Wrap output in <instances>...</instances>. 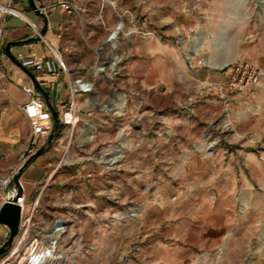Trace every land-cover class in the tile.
I'll return each instance as SVG.
<instances>
[{
	"label": "crops",
	"instance_id": "1",
	"mask_svg": "<svg viewBox=\"0 0 264 264\" xmlns=\"http://www.w3.org/2000/svg\"><path fill=\"white\" fill-rule=\"evenodd\" d=\"M35 1L48 17L46 37L61 51L70 72L92 69L96 65V51L104 45L109 34L106 28L115 29L120 20H123L126 27L120 46L124 60L116 83L110 85L109 94L104 97L99 95L102 81H98L94 95L78 98L81 111L78 133L82 140H79L77 150L79 155L88 159L92 154L100 155L110 146L124 141V157L115 170L104 174H101L99 164L91 162L89 170L94 172V180L89 183L80 182L75 199L83 205L78 215L79 230L87 249L83 257H91L94 263L98 258L108 264H133V258L128 257L127 253L117 254L118 249L126 252L131 249L133 239L130 237L129 242H123L119 248L113 241L107 251L101 253V237L114 235L113 229L117 224L114 228L112 225L101 227L98 219L111 218L120 210L132 209L129 202H144L147 204L142 207L141 225H151L148 215L152 209L158 213V225L172 218L174 237L182 238L181 205L174 204L170 213L165 207V203L170 201L168 196L151 194L150 186L163 183L167 165H172L174 170L169 176L175 184L182 187L183 178H193L191 169L200 153L197 142L194 141L198 137V121L193 119V131L183 132V102L180 98L166 96V90L181 89L173 84L170 75L177 77L179 84L182 83L184 59L187 58L186 52L182 51L183 42L167 39L169 36L165 37L166 35L162 38L143 35L149 31L147 15L150 0ZM4 2L5 0H0V4ZM60 2L71 3L74 7L71 11H66L59 6ZM13 4L21 15L0 12V24L5 31L4 46L9 41L25 40L33 36L30 22L39 27L42 25V19L31 8L28 0H15ZM188 27V30L186 26L183 29L188 33L193 31L192 24ZM185 44L190 45V42L185 41ZM12 53L23 59H52L48 48L41 42L15 46ZM3 54L4 47L0 53V207L4 202L1 181L20 166L22 153L29 142V121L21 107L29 102L30 97L22 90V85L33 83L27 74L7 56L3 57ZM192 66L188 69L192 86L223 79L222 75L215 73L216 67L197 63ZM31 71L38 75L33 69ZM48 92L53 103H56L55 95L62 100L68 99V84L63 74L59 76L54 91ZM137 92H142L141 96H135ZM121 94H128L129 98L121 100L116 96ZM107 104H122L125 115L117 117L105 113L103 107ZM208 104L209 100L193 103V113L198 112V106ZM123 126L124 136L120 133ZM23 135L26 136V142H22ZM48 156L46 153L37 159L21 178L29 200L34 198L33 184L44 177L46 172L42 169L45 170L51 163ZM36 171L38 176H35ZM64 178L69 181L70 174H66ZM139 185L141 193H134V186ZM190 196L193 198V194ZM150 202L157 205H150ZM44 204L50 205L48 202ZM123 224L132 226L130 221ZM6 231L7 228L0 224V234ZM93 247H96L95 250H91Z\"/></svg>",
	"mask_w": 264,
	"mask_h": 264
},
{
	"label": "rangeland",
	"instance_id": "2",
	"mask_svg": "<svg viewBox=\"0 0 264 264\" xmlns=\"http://www.w3.org/2000/svg\"><path fill=\"white\" fill-rule=\"evenodd\" d=\"M147 17L149 31L155 32L156 38L166 35L183 42L187 58L182 83L170 75L181 89L166 90V96L183 102V132L193 131V119L198 121L194 141L200 153L191 169L193 178H183L182 187L169 176L172 165H167L163 183L150 186L151 194L168 196L165 207L170 213L174 204L181 205V239L174 237L172 218L158 225L155 210L150 209L148 215L151 225H141L142 207L147 203L134 201L129 202L132 209L98 219L101 227L117 224L112 238L101 237L100 251L105 253L113 241L119 248L130 237L131 249H118L117 254L127 253L133 264H264V0H150ZM191 24L193 41L183 29L186 26L188 30ZM236 60L261 68L260 85L249 94L223 89L226 78L221 68ZM196 63L216 67L215 73L223 79L190 85L188 69ZM116 79L102 80L99 95L107 96ZM201 100L210 104L198 106V112L193 113V103ZM26 140L23 135L22 142ZM79 140L82 137L72 141L71 152H77ZM48 155L51 163L42 169L45 172L56 167L62 150L52 149ZM35 173L38 176V171ZM65 174H55L57 188L66 181ZM134 193H141L140 185L134 186ZM126 221L132 226L123 224ZM6 233L8 230L0 234V245ZM75 264L108 263L98 258L94 263L91 257L81 256Z\"/></svg>",
	"mask_w": 264,
	"mask_h": 264
},
{
	"label": "built area",
	"instance_id": "3",
	"mask_svg": "<svg viewBox=\"0 0 264 264\" xmlns=\"http://www.w3.org/2000/svg\"><path fill=\"white\" fill-rule=\"evenodd\" d=\"M14 1L5 0L1 3L0 12L7 15H21L14 7ZM59 6L66 11H71L74 7L67 2H60ZM120 24L123 25V29H120ZM30 26L34 34L39 33L41 27L32 22ZM106 30L109 34L104 45L96 51L97 62L92 69L70 72L61 51L46 36L41 37L40 42L48 48L52 59L18 57L23 65L38 74L35 76L47 92L54 91L59 76L63 74L69 94L67 100L55 95L56 103H53L51 98L60 119L59 132L52 149L57 152L62 150V157L53 170L46 172L40 181L33 184V199H28L23 185L24 192L16 202L21 207L19 230L13 243L0 257V264H75V261L87 252L78 223V215L83 205L75 199L79 192V183H89L94 180V172L89 170L91 162L101 166V174L115 170L124 157L125 148L124 141H120L118 145L110 146L100 155L92 154L88 159H84L78 151L71 152L72 141L75 137H79L78 129L81 123L79 96L91 97L95 94L98 81L116 79L124 60L120 53L121 38L126 33L123 20L119 21L115 29L106 28ZM191 32L193 31L190 30L187 34V39L193 41ZM143 35L156 38L155 32L147 31ZM4 39V26L0 24V53L3 51ZM3 57L6 55L3 54ZM221 71L225 74L223 89L227 92L249 94L260 85L262 78L261 68L249 61L236 60L221 68ZM22 90L30 97L29 102L21 107L29 121L30 137L22 153L20 166L44 144L53 127L51 112L34 84L22 85ZM116 96L121 100L129 98L128 94ZM223 98L226 107H229L224 94ZM103 108L114 116L125 115L122 104H107ZM120 133L124 136V126L120 129ZM18 168L1 181L4 201L5 190ZM61 171L70 174V180L62 182V187L57 188L54 176ZM47 202L50 205L44 204ZM7 230L4 242L10 234L8 228Z\"/></svg>",
	"mask_w": 264,
	"mask_h": 264
},
{
	"label": "water",
	"instance_id": "4",
	"mask_svg": "<svg viewBox=\"0 0 264 264\" xmlns=\"http://www.w3.org/2000/svg\"><path fill=\"white\" fill-rule=\"evenodd\" d=\"M28 1L34 12L42 19V25L39 33H36L25 40L7 42L4 46V52L13 64H15L20 70L30 77L36 89L43 96L52 115L53 127L44 144L18 168L5 190L6 198L0 207V224L8 228L10 234L7 241L0 245V257L13 243L14 238L16 237L19 230L21 221V207L16 202L24 192L21 178L30 168V166L36 162L37 159L52 150L54 141L60 128L59 114L52 103L49 93L39 84L35 74L25 65H23V63L19 61V59L12 53V48L15 46H27L39 43L41 41V37L46 36L48 31L49 21L45 11L38 6L35 0Z\"/></svg>",
	"mask_w": 264,
	"mask_h": 264
},
{
	"label": "bare ground",
	"instance_id": "5",
	"mask_svg": "<svg viewBox=\"0 0 264 264\" xmlns=\"http://www.w3.org/2000/svg\"><path fill=\"white\" fill-rule=\"evenodd\" d=\"M119 27H120V29H123V25L122 24H120Z\"/></svg>",
	"mask_w": 264,
	"mask_h": 264
}]
</instances>
